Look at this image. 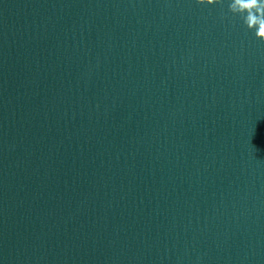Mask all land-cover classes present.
<instances>
[{
	"label": "water",
	"instance_id": "water-1",
	"mask_svg": "<svg viewBox=\"0 0 264 264\" xmlns=\"http://www.w3.org/2000/svg\"><path fill=\"white\" fill-rule=\"evenodd\" d=\"M229 5L0 0V264H264V41Z\"/></svg>",
	"mask_w": 264,
	"mask_h": 264
},
{
	"label": "clouds",
	"instance_id": "clouds-1",
	"mask_svg": "<svg viewBox=\"0 0 264 264\" xmlns=\"http://www.w3.org/2000/svg\"><path fill=\"white\" fill-rule=\"evenodd\" d=\"M201 6L215 7L223 0H196ZM230 11L239 16L249 31L254 32L258 40L264 41V0H230Z\"/></svg>",
	"mask_w": 264,
	"mask_h": 264
},
{
	"label": "snow or ice",
	"instance_id": "snow-or-ice-1",
	"mask_svg": "<svg viewBox=\"0 0 264 264\" xmlns=\"http://www.w3.org/2000/svg\"><path fill=\"white\" fill-rule=\"evenodd\" d=\"M256 134V130H255V133H252V136H254Z\"/></svg>",
	"mask_w": 264,
	"mask_h": 264
}]
</instances>
